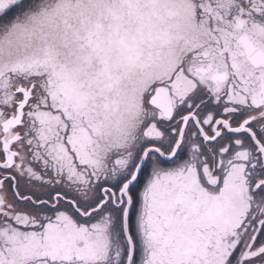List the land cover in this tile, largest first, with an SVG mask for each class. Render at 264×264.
<instances>
[{
    "label": "snow or ice",
    "instance_id": "1",
    "mask_svg": "<svg viewBox=\"0 0 264 264\" xmlns=\"http://www.w3.org/2000/svg\"><path fill=\"white\" fill-rule=\"evenodd\" d=\"M0 264H264V0H0Z\"/></svg>",
    "mask_w": 264,
    "mask_h": 264
}]
</instances>
